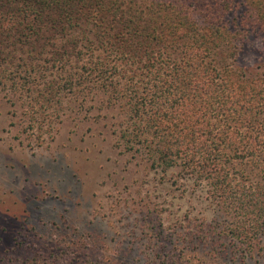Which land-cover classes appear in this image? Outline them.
<instances>
[{
	"label": "trees",
	"instance_id": "1",
	"mask_svg": "<svg viewBox=\"0 0 264 264\" xmlns=\"http://www.w3.org/2000/svg\"><path fill=\"white\" fill-rule=\"evenodd\" d=\"M0 89L40 129L69 96L116 111L126 149L205 184L245 250L264 236V0H0Z\"/></svg>",
	"mask_w": 264,
	"mask_h": 264
},
{
	"label": "rangeland",
	"instance_id": "2",
	"mask_svg": "<svg viewBox=\"0 0 264 264\" xmlns=\"http://www.w3.org/2000/svg\"><path fill=\"white\" fill-rule=\"evenodd\" d=\"M21 103L0 89V264H264V236L245 250L205 184L126 149L116 111L69 96L40 129Z\"/></svg>",
	"mask_w": 264,
	"mask_h": 264
}]
</instances>
